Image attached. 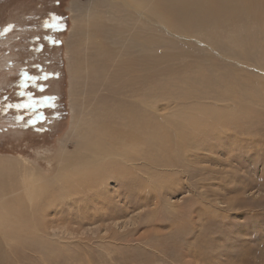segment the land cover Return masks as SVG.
<instances>
[{
    "label": "rangeland",
    "instance_id": "374dc122",
    "mask_svg": "<svg viewBox=\"0 0 264 264\" xmlns=\"http://www.w3.org/2000/svg\"><path fill=\"white\" fill-rule=\"evenodd\" d=\"M99 2L104 6L102 0H0V160L35 165L40 174L51 178L56 174V157L74 151V141L66 138L72 110L75 115L81 109L84 119H91L87 108L107 94L91 90L88 79L70 89L68 75L73 62L81 59L78 50L90 38L78 27L79 22L95 14ZM53 17L61 18L62 29L45 26ZM154 27L149 31L157 43L149 50L153 56L170 58L164 66L181 68L207 59L203 53L215 55L187 37L160 34ZM261 31V39L242 32L243 45L224 44L230 52L249 51L264 60V29ZM23 69L31 77L47 74V79H37L18 90ZM216 71L224 70L219 66ZM22 90L23 96L19 94ZM29 99L35 102L34 111L15 107ZM160 105L161 114L173 108L172 102ZM259 126H254L259 130L254 143L246 142L228 153L229 141L218 140L212 153L206 152L209 159H195L184 173H167L166 185L157 183L151 192L148 188L141 194L138 188L122 189L110 182L108 189L114 199H108L105 206L87 205L82 197L85 191L79 198L68 191L64 197L56 196L60 192L51 186L42 190L39 186L44 179L31 186V200L19 184L22 176L12 179L13 186H18L13 189L16 193L1 194L6 204L4 217L10 221L4 218L1 225L4 232L0 234L6 240H0V264H264V129ZM195 153L204 158L201 151ZM118 191L120 197L115 195Z\"/></svg>",
    "mask_w": 264,
    "mask_h": 264
},
{
    "label": "bare ground",
    "instance_id": "6f19581e",
    "mask_svg": "<svg viewBox=\"0 0 264 264\" xmlns=\"http://www.w3.org/2000/svg\"><path fill=\"white\" fill-rule=\"evenodd\" d=\"M102 1L104 6L99 2L94 7L95 14L79 22L78 27L90 38L78 50L81 59L73 62L68 75L70 89L72 84L75 88L79 81L88 79L92 82L91 90L107 94L87 108L91 119H84L81 109L75 115L72 110L66 138L73 140L76 147L72 153L56 157L55 176L45 177L32 164L20 166L0 160V187L6 185L0 189V233L4 232L1 225L7 219L1 194L16 193L13 189L18 186H13L12 179L18 176H22L19 184L28 199L32 198L31 186L44 179L38 185L42 190L51 186L53 191L60 192H53L56 196L68 191L78 197L85 191L82 195L86 197L85 203L98 207L114 199L108 189L110 182L121 188H138L141 194L148 188L151 192L157 183L166 185L167 173L176 174L177 170L184 173L183 169L195 159H209L206 152L212 153L214 142L229 141L227 152L231 153L234 147L255 140L259 132L255 125L264 129L263 57L255 58L249 51L233 53L224 44L230 41L232 46L243 45L242 32L250 33L256 40L257 36L263 37L264 0ZM151 26L158 28L160 34L162 31L175 38L187 37L190 43L214 52L217 58L203 53L207 59L200 58L199 63L190 62L181 68L164 66L170 58L163 54L153 56L149 50L157 43L150 35ZM232 35L239 37L232 39ZM219 66L224 71L218 73ZM162 101L168 106L173 103L172 109L165 107L168 113H160ZM199 151L204 158L194 154ZM104 194L110 198L107 195L104 198ZM115 195L122 194L118 191ZM85 203L83 206L87 208ZM12 214L16 217L13 209ZM2 237L0 234V240L5 239Z\"/></svg>",
    "mask_w": 264,
    "mask_h": 264
},
{
    "label": "snow or ice",
    "instance_id": "6c2138e0",
    "mask_svg": "<svg viewBox=\"0 0 264 264\" xmlns=\"http://www.w3.org/2000/svg\"><path fill=\"white\" fill-rule=\"evenodd\" d=\"M61 20L60 17H53V22L52 23H46L45 26L46 27H51V28H56V29H62L63 25L61 23H59V21ZM4 31H8V29H4ZM26 79H30L32 81H35L37 79H47V74L40 76V77H28L27 74H25ZM22 86H26L25 84H22ZM42 86H41V91H42ZM24 93H21V95H23ZM45 99H52V98H45ZM35 102H33L31 105H26V104H17L15 105V107L17 108H27V107H35ZM9 107H11V105H9Z\"/></svg>",
    "mask_w": 264,
    "mask_h": 264
},
{
    "label": "trees",
    "instance_id": "16d2710c",
    "mask_svg": "<svg viewBox=\"0 0 264 264\" xmlns=\"http://www.w3.org/2000/svg\"><path fill=\"white\" fill-rule=\"evenodd\" d=\"M25 74H27L28 77H31L29 71L27 69H23L22 73L19 74V81H20V83H17L16 84L18 90L21 87H29L31 85V82H33L30 79H26ZM22 84H25L26 86H22ZM23 91H25V90H22V92H20L19 94L21 95V93H23ZM21 96H23V95H21ZM33 102H34L33 100L29 99L24 104L31 105ZM22 110L34 111L35 109H34V107H27V108L22 107Z\"/></svg>",
    "mask_w": 264,
    "mask_h": 264
}]
</instances>
